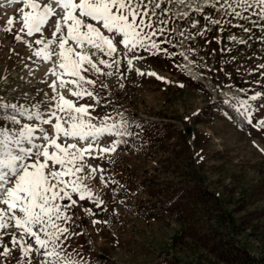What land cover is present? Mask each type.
<instances>
[{"label": "rangeland", "instance_id": "obj_1", "mask_svg": "<svg viewBox=\"0 0 264 264\" xmlns=\"http://www.w3.org/2000/svg\"><path fill=\"white\" fill-rule=\"evenodd\" d=\"M163 6L170 11L161 17L167 23L160 27L168 29L165 36L172 43L161 47L175 58L141 52L144 58L136 64L170 83L135 71L125 73L122 80L119 73L99 77L107 88L99 89L101 104L92 114H111L119 120L118 113H123L134 122L131 128L138 135L117 148L112 162L89 161L106 169V180L117 183L105 187L99 174L91 181L104 204L84 200L73 206L72 230L82 235L69 238L68 251H79L93 264H151L165 256L182 264H241L222 260L203 245L208 242L212 247V238L222 237L246 249L251 264H264V130L260 126L264 99H250L264 92V75L253 71L264 63V44L253 39L237 45L228 37L247 39L248 34L226 22L218 30L219 26L175 2ZM20 7L12 0H0V102L20 106L16 112L4 108L0 121L17 115L22 123H31L19 112L39 107L37 102L47 103L52 93L45 81L53 77L45 74L48 63L34 57L24 42L34 37L18 31ZM211 14L220 18L219 12ZM9 19L11 32L5 30ZM194 21H199L195 27ZM253 31L260 35L258 29ZM154 39L159 42L163 37ZM39 47L33 45V50ZM242 99L252 106L247 113L252 123L237 110ZM85 102L94 103L87 98L80 101ZM231 106L243 123L230 115ZM198 190L209 192L210 198L203 201ZM94 219L107 223L94 225ZM20 256L16 251L0 260L16 264Z\"/></svg>", "mask_w": 264, "mask_h": 264}, {"label": "snow or ice", "instance_id": "obj_2", "mask_svg": "<svg viewBox=\"0 0 264 264\" xmlns=\"http://www.w3.org/2000/svg\"><path fill=\"white\" fill-rule=\"evenodd\" d=\"M173 2L199 13L209 24L219 26L218 30L222 31L226 22L248 34L247 39L228 37L237 45H247L253 39L264 44V0H12L21 5L18 31L34 37L32 42H24L34 57L48 63L45 74L53 79L45 81L52 93L47 103L37 102L39 107L19 112L31 123H22L17 115L0 121V258L18 251L21 256L16 264H93L79 251H68L69 238L82 235L72 230L73 206L84 200L103 206L91 181L97 174L105 187L117 181L106 180V169L89 161L112 162L117 148L138 135L131 128L134 122L127 121L123 113H118L119 120L111 114H92L101 104L99 89L107 88L99 77L119 73L122 80L125 73L135 71L170 83L153 70L143 71L136 62L144 58L141 52L175 58L173 52L161 47L172 40L165 36L168 29L160 27L167 23L161 17L170 11L163 5ZM215 12L220 18H213ZM234 20L238 22L233 24ZM197 23L194 21L193 27ZM7 25L5 30L11 32L13 20ZM157 36L163 39L158 42ZM15 39L23 41L19 35ZM33 45L41 47L33 50ZM261 70L264 63L253 69L264 75ZM86 98L94 103H80ZM250 99H264V92H256ZM239 104L237 110L252 123L247 115L252 111L248 100ZM19 107L0 102V108L13 112ZM260 107L264 108V103ZM260 126L264 130V120ZM85 211L95 215L91 209Z\"/></svg>", "mask_w": 264, "mask_h": 264}, {"label": "trees", "instance_id": "obj_3", "mask_svg": "<svg viewBox=\"0 0 264 264\" xmlns=\"http://www.w3.org/2000/svg\"><path fill=\"white\" fill-rule=\"evenodd\" d=\"M192 83H194L195 85L199 84L198 81H193ZM229 112L233 118L238 117L236 108L231 106V108L229 109ZM5 113L6 111L4 110V108H0V117H2ZM239 119L243 121V117ZM198 194L200 195V198H203V201L210 198L208 196L209 192L207 191L202 192L198 190ZM181 198H184L183 195L181 196ZM212 235H214L215 237V234H212ZM212 239L213 241H215V244L213 242L212 247L207 245L208 242L204 243L203 245L206 248H209L212 252L217 253L220 259L227 261V262H232V263L251 264L249 261L251 258L249 256L248 251L242 248L241 246L236 245L233 240L228 239V238H222V237L218 239L217 238H212ZM151 264H182V263L178 259L165 256Z\"/></svg>", "mask_w": 264, "mask_h": 264}]
</instances>
